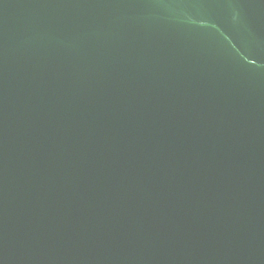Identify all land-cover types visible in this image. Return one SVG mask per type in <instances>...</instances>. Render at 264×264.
Instances as JSON below:
<instances>
[{
	"label": "water",
	"instance_id": "water-1",
	"mask_svg": "<svg viewBox=\"0 0 264 264\" xmlns=\"http://www.w3.org/2000/svg\"><path fill=\"white\" fill-rule=\"evenodd\" d=\"M0 264H264V0H0Z\"/></svg>",
	"mask_w": 264,
	"mask_h": 264
}]
</instances>
